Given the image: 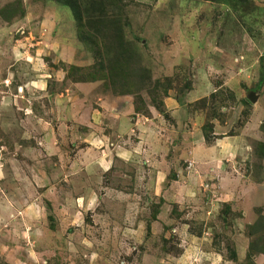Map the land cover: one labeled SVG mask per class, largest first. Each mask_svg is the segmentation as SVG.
<instances>
[{"label": "rangeland", "instance_id": "374dc122", "mask_svg": "<svg viewBox=\"0 0 264 264\" xmlns=\"http://www.w3.org/2000/svg\"><path fill=\"white\" fill-rule=\"evenodd\" d=\"M0 264H264V0H0Z\"/></svg>", "mask_w": 264, "mask_h": 264}, {"label": "crops", "instance_id": "0c3cea01", "mask_svg": "<svg viewBox=\"0 0 264 264\" xmlns=\"http://www.w3.org/2000/svg\"><path fill=\"white\" fill-rule=\"evenodd\" d=\"M196 92L197 91L195 89L190 91L184 100L185 102L182 104H179L176 100L168 98L165 106L170 112V116L175 118L178 115V112L181 111L183 112L185 119L183 120V124L180 125V134L178 135L180 137L178 139L176 135V140H172L174 136L171 137V133L169 132H164V135L161 136L166 142L171 139L170 144H174L172 147L173 156L170 157L172 160L177 162L174 166H179L184 169H186L188 165H191L193 168L196 166L204 169L213 167L215 174L219 176L217 172H222L223 167L226 166L232 158H235L238 153V149L235 147L236 141H233L236 140V136H227L224 132H222L218 138L214 137L210 144L206 143L203 129L204 118L196 112L194 115L192 113L187 114V111L185 110L187 104H193L199 99V95ZM214 130L215 128H213V131ZM148 132L149 134L147 138L148 141H151L150 139L152 137L153 130L150 128L148 129ZM216 132L217 131L215 130L212 135L216 136ZM150 149L152 152L159 150L161 154L159 155L160 162L163 161L162 163L165 164L168 161L166 158L167 155L165 156L161 153L162 147L160 145H155L154 147H150ZM223 173H225V170L222 172V175ZM164 174H166L165 171H163V175Z\"/></svg>", "mask_w": 264, "mask_h": 264}, {"label": "water", "instance_id": "95a60500", "mask_svg": "<svg viewBox=\"0 0 264 264\" xmlns=\"http://www.w3.org/2000/svg\"><path fill=\"white\" fill-rule=\"evenodd\" d=\"M248 99L251 101V102H255L256 101V97L254 96L253 93H251L249 96H248Z\"/></svg>", "mask_w": 264, "mask_h": 264}, {"label": "trees", "instance_id": "16d2710c", "mask_svg": "<svg viewBox=\"0 0 264 264\" xmlns=\"http://www.w3.org/2000/svg\"><path fill=\"white\" fill-rule=\"evenodd\" d=\"M94 78H95V77H94ZM94 78H93V79H94Z\"/></svg>", "mask_w": 264, "mask_h": 264}]
</instances>
